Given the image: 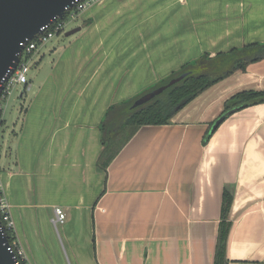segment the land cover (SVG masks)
<instances>
[{
	"label": "crops",
	"instance_id": "obj_1",
	"mask_svg": "<svg viewBox=\"0 0 264 264\" xmlns=\"http://www.w3.org/2000/svg\"><path fill=\"white\" fill-rule=\"evenodd\" d=\"M85 28L58 49L45 110L24 130L16 171L1 169L16 241L28 264H214L223 194L233 201L227 264H264V102L229 115L225 103L264 90V58L180 109L143 125L98 165L107 109L208 52L264 43V0H98ZM67 220L53 225L55 208Z\"/></svg>",
	"mask_w": 264,
	"mask_h": 264
},
{
	"label": "trees",
	"instance_id": "obj_2",
	"mask_svg": "<svg viewBox=\"0 0 264 264\" xmlns=\"http://www.w3.org/2000/svg\"><path fill=\"white\" fill-rule=\"evenodd\" d=\"M263 58L264 43L258 42L243 47H234L225 52H218L214 56L205 52L170 74L166 82H164L165 79L162 80L160 86L168 83L176 76L186 74L181 81L168 87L147 103L132 107L135 98H131L111 105L100 124L103 148L98 158V167L107 173L109 164L139 127L169 124L180 109L203 91L237 69H246L249 63ZM154 88L156 87L146 89L143 94ZM262 102H264V90L241 91L226 101L223 113L237 106L248 107ZM2 114L3 112L0 111V117ZM211 136L212 134L208 130L203 142L206 143ZM232 201L233 194L225 189L214 264L228 263L227 243L232 225L228 216ZM8 236L11 243L16 240V235L12 231H9ZM21 264L28 263L23 260Z\"/></svg>",
	"mask_w": 264,
	"mask_h": 264
},
{
	"label": "water",
	"instance_id": "obj_3",
	"mask_svg": "<svg viewBox=\"0 0 264 264\" xmlns=\"http://www.w3.org/2000/svg\"><path fill=\"white\" fill-rule=\"evenodd\" d=\"M77 0H0V93L3 89L1 81L9 77L15 70L23 49L22 42L34 39L41 32V28L58 17H63L66 7L74 6ZM81 30L77 26L66 32V36ZM185 73L172 78L138 98L132 107L147 103L155 96L164 92L168 87L176 84L185 77ZM243 106L234 107L221 114L211 125L212 134L220 124L232 113ZM9 236L4 230L0 214V264H20L14 253L9 249Z\"/></svg>",
	"mask_w": 264,
	"mask_h": 264
},
{
	"label": "rangeland",
	"instance_id": "obj_4",
	"mask_svg": "<svg viewBox=\"0 0 264 264\" xmlns=\"http://www.w3.org/2000/svg\"><path fill=\"white\" fill-rule=\"evenodd\" d=\"M80 16L72 21L68 17L65 30L40 46L30 59V69L27 76L31 87L27 89L24 84H16L8 98L0 100V105L3 108V122L0 126V168L2 170L16 171L19 169L17 166L19 150L27 144L24 130L29 121L35 117L33 113L36 110H45V76L52 71L58 62L59 53H55V50L62 51L65 45L77 40L81 31L69 36H66V32L77 26L85 28ZM167 80L168 77L165 78L164 82ZM160 83L162 81L153 84L151 87L157 88ZM143 92L134 97L135 101L143 95ZM53 225L57 236L61 237L63 230L60 223H53Z\"/></svg>",
	"mask_w": 264,
	"mask_h": 264
},
{
	"label": "built area",
	"instance_id": "obj_5",
	"mask_svg": "<svg viewBox=\"0 0 264 264\" xmlns=\"http://www.w3.org/2000/svg\"><path fill=\"white\" fill-rule=\"evenodd\" d=\"M98 0H77L74 6L66 7V11L63 17H58L56 20H52L47 25L41 28V32L34 39H27L22 42L23 49L20 53V61L15 68V70L10 74L9 77H4L1 81L3 89L0 93V100L8 98L12 93L13 88L16 84H24L27 89L31 87L29 84V79L27 73L30 69V59L34 54L39 50L40 46L46 44L54 36L62 33L65 30L66 19L69 17L72 20L77 19L80 14L85 11L89 6L97 2ZM0 111L3 112V108L0 105ZM3 115V114H2ZM3 122V116L0 117V126ZM7 198L4 194L2 174L0 168V214L2 225L4 230L8 234L9 231L15 233L14 222L12 220ZM55 218L53 223H63L67 218L66 212L61 207L55 208ZM9 249L14 253V256L17 258L18 262L21 264V261L25 260V254L23 249L19 246L16 240L10 242Z\"/></svg>",
	"mask_w": 264,
	"mask_h": 264
}]
</instances>
